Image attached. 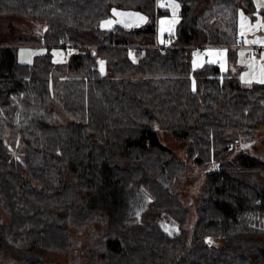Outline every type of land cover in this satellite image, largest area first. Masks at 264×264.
Wrapping results in <instances>:
<instances>
[{
	"label": "trees",
	"instance_id": "trees-1",
	"mask_svg": "<svg viewBox=\"0 0 264 264\" xmlns=\"http://www.w3.org/2000/svg\"><path fill=\"white\" fill-rule=\"evenodd\" d=\"M162 1L0 0V15L45 24L41 38L0 45V264H56L33 252L70 250V225L108 204V228L90 249L100 264H264V159L248 150L264 123V83L245 86L232 67L241 0H178L175 39L164 43ZM113 9L146 21L103 28ZM22 43L47 50L23 63ZM209 45L227 46V71L193 66L195 48ZM54 46L74 51L57 62ZM160 128L206 168L187 228L191 210L171 191L185 163ZM137 181L183 226L178 235L152 217L115 228L130 217L118 201Z\"/></svg>",
	"mask_w": 264,
	"mask_h": 264
},
{
	"label": "rangeland",
	"instance_id": "rangeland-1",
	"mask_svg": "<svg viewBox=\"0 0 264 264\" xmlns=\"http://www.w3.org/2000/svg\"><path fill=\"white\" fill-rule=\"evenodd\" d=\"M162 3L166 5L165 7L168 9V13L159 16L157 19V41L159 42H161V40L165 41L166 35L169 33L167 30L163 33L161 32L162 27L167 29L169 25L167 23L161 25L160 21H170L176 19L177 22L171 25V32H174L180 19V3L178 0H166L165 2L162 1ZM172 3L179 5V8L175 10V17H173V9L168 7V5ZM263 8L264 0H241L240 2L237 31L238 35L244 36L245 40L244 43L237 44L238 55L236 62L232 63V67L233 69L240 67L239 77L245 86H249L253 82H258V79L252 78V70L248 67V65L250 63H254L256 70L258 71L259 63H264V44L246 42L264 40V27H255L257 23L264 24L262 16ZM241 14H243V17H247V20L244 21L245 26L243 29V35H241ZM106 20H112L113 24L110 27H105L104 21ZM116 21V16L112 15L104 18L100 24L103 28H112ZM44 26L45 24L42 20L27 16L15 13L0 15V45L13 44L19 38L28 40L41 38L44 34ZM46 50V46L38 43H22L18 46L17 57L19 61L28 63L32 62L37 54ZM255 50L257 52H255ZM73 51L74 48L71 46H54L51 47L50 52L52 53L53 59L59 62L66 60ZM196 52L197 51L195 50L193 54V66L195 68L202 64V60L199 59L200 56L202 55L201 59H203L204 55L207 54V52L204 51L198 56ZM241 52L244 53L243 56H241ZM253 57L255 58V61H253ZM210 60L212 59L208 58L207 61ZM194 61H196L195 64ZM245 73H249V75L245 76ZM249 79H252L250 84L246 83ZM159 136L161 141L172 148L185 163V167L180 170L182 172L179 174L180 176L178 177L177 183L172 184L171 191L174 194H177L182 204L189 207L191 210V215L189 221L185 225V228L193 226L197 216L194 211V207L196 200L200 195L201 188L204 185L206 168L203 166H196L191 162V159L186 151L185 141L183 139L169 134L164 128L159 129ZM252 141L253 143L250 145L248 150L252 154L264 159V123L258 128L255 134V140ZM15 156L19 157V152H16ZM120 199L118 204L121 205L122 209L127 212L128 207H131L132 211L130 212L128 221L124 222L123 225L120 226L117 222L113 221V224L116 225L115 228L118 226L119 229L126 230V227L130 223L147 219L149 217L155 219L160 227L163 226L161 221L169 222L172 227L175 225L174 220L170 218L169 215L155 206L150 194L143 191L139 181L135 182L130 190V193L121 199V203H119ZM111 207L112 205L108 204L100 207V209H97L96 220L89 222L87 225L82 227L70 225L69 230L75 240V244L70 250L59 251L38 249V251L33 252V256H40L43 259L48 261L50 260L56 264H100L91 255L90 249L92 244L99 240L106 232L108 228L106 219L107 217H110L109 210ZM181 228L183 229V226ZM172 231L175 232L174 229H172Z\"/></svg>",
	"mask_w": 264,
	"mask_h": 264
},
{
	"label": "snow or ice",
	"instance_id": "snow-or-ice-1",
	"mask_svg": "<svg viewBox=\"0 0 264 264\" xmlns=\"http://www.w3.org/2000/svg\"><path fill=\"white\" fill-rule=\"evenodd\" d=\"M166 5L164 3H161L160 4V7H165ZM168 7H171L173 9V17H175V10L179 8V5L176 4V3H172L170 5H168ZM113 14L115 16H119V17H127L129 18L130 21L132 20H135V21H140V22H143V21H146V17H143V16H140L139 14L137 13H123V12H118L116 11L115 9H113ZM242 16V22H241V35H243V29H244V21L247 20V17H243V14H241ZM119 22H122V21H119ZM177 21L176 19H173V20H170V21H165V20H161L160 23L161 25H164V24H168L169 27L167 29L165 28H161V32L163 33L165 30H167L170 34H171V31H172V28H171V25L175 24ZM113 24V21L112 20H106L104 21V26L105 27H110L111 25ZM126 26H131V24L129 23L128 25ZM255 27L259 28V27H264V24H260V23H257V25H255ZM247 43H261V44H264V40H254V41H246ZM161 43H164L163 40H161ZM224 52H226V50H223V51H213V50H210L208 55L209 56H217V57H223L224 55ZM199 56V54H197ZM244 53L241 52V56H243ZM253 61H255V58L253 57L252 58ZM210 63H215L216 61L214 60H210L209 61ZM196 63V61H194V64ZM100 65H101V71H103V65H104V61H100ZM199 66H202L199 65ZM221 67L223 68L224 65L221 64ZM248 67L252 70V78L253 79H258V82L260 83H264V63H259V68H258V71L256 70V67H255V64L254 63H250L248 65ZM249 75V73H245V76ZM252 82V79H249L246 81V83H251ZM209 243H211V241H209Z\"/></svg>",
	"mask_w": 264,
	"mask_h": 264
},
{
	"label": "crops",
	"instance_id": "crops-1",
	"mask_svg": "<svg viewBox=\"0 0 264 264\" xmlns=\"http://www.w3.org/2000/svg\"><path fill=\"white\" fill-rule=\"evenodd\" d=\"M175 32V30H174ZM195 50L197 51L196 54H201L202 52H207V54L204 55V58H202V55L200 56V60H202V65L205 64L206 62H209L207 61L208 58L216 61L215 63L219 64V66L221 67V64L224 65V67L221 69L223 71H227L229 68H230V61H229V56H228V48L227 46H222V45H209V46H205V47H196ZM210 50H213V51H223V50H226V52H224V55L223 57H217V56H209L208 53ZM195 57V55H194ZM224 59V60H223ZM200 67V66H198Z\"/></svg>",
	"mask_w": 264,
	"mask_h": 264
},
{
	"label": "water",
	"instance_id": "water-1",
	"mask_svg": "<svg viewBox=\"0 0 264 264\" xmlns=\"http://www.w3.org/2000/svg\"><path fill=\"white\" fill-rule=\"evenodd\" d=\"M115 10L118 11V12H123V13H137L135 11H129V10H123V9H115ZM137 14H139V13H137ZM139 15L141 16V14H139ZM116 18H117V22L120 23L121 25L125 26V27H130V26H126L129 23L131 24V26L138 25V24H141L142 23L140 21H135V20L130 21L129 18H127V17H119V16H116ZM119 21H122V22H119ZM99 67H100V70H101L100 62H99ZM101 74L102 75H105L106 74V65H105V62H104L103 71H101ZM161 227H162V229L164 231H166L167 233H169L171 236H176V235H178L180 233V228H179V225L178 224L173 225V229L175 230L174 233H170L169 230L166 229L164 226H161ZM206 240L207 241L209 240V237L208 236L206 237Z\"/></svg>",
	"mask_w": 264,
	"mask_h": 264
},
{
	"label": "built area",
	"instance_id": "built-area-1",
	"mask_svg": "<svg viewBox=\"0 0 264 264\" xmlns=\"http://www.w3.org/2000/svg\"><path fill=\"white\" fill-rule=\"evenodd\" d=\"M163 1L165 2L166 0H163ZM174 39H175V32H171V34L168 33L166 35V40L167 41L172 42V41H174ZM244 40H245L244 36H240V35L236 36V43L237 44L244 43ZM255 52H257V51L255 50Z\"/></svg>",
	"mask_w": 264,
	"mask_h": 264
},
{
	"label": "flooded vegetation",
	"instance_id": "flooded-vegetation-1",
	"mask_svg": "<svg viewBox=\"0 0 264 264\" xmlns=\"http://www.w3.org/2000/svg\"><path fill=\"white\" fill-rule=\"evenodd\" d=\"M161 224H162L166 229H168L170 233H174V232L172 231L173 227L170 225L169 222H167V221H161Z\"/></svg>",
	"mask_w": 264,
	"mask_h": 264
}]
</instances>
